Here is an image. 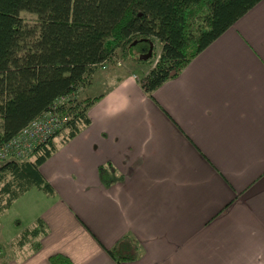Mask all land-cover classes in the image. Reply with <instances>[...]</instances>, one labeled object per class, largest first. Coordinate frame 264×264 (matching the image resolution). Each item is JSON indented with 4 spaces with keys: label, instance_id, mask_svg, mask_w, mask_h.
<instances>
[{
    "label": "crops",
    "instance_id": "crops-1",
    "mask_svg": "<svg viewBox=\"0 0 264 264\" xmlns=\"http://www.w3.org/2000/svg\"><path fill=\"white\" fill-rule=\"evenodd\" d=\"M140 74H119L89 123L54 140L34 218L47 230L0 264H264V0L150 95ZM123 236L136 255L118 262L105 248L124 251Z\"/></svg>",
    "mask_w": 264,
    "mask_h": 264
},
{
    "label": "trees",
    "instance_id": "trees-1",
    "mask_svg": "<svg viewBox=\"0 0 264 264\" xmlns=\"http://www.w3.org/2000/svg\"><path fill=\"white\" fill-rule=\"evenodd\" d=\"M259 1L0 0V145L60 98L63 101L56 110L67 120L54 137L62 134L64 141L74 136L89 123L87 109L96 96L76 99L72 94L118 48L127 46L144 53L148 42L143 39L160 43L158 53L148 60L135 59L150 63L137 77L150 95ZM20 11L34 13L36 22L27 25ZM54 137L24 159L0 161V214L33 187L53 193L39 165L53 151ZM46 230L45 223L36 218L21 232L16 245ZM121 240H126L124 248L128 244L124 251L120 243L105 248L118 262L123 255L134 257L137 248L133 239L123 236ZM47 260L49 264H73L58 252Z\"/></svg>",
    "mask_w": 264,
    "mask_h": 264
},
{
    "label": "rangeland",
    "instance_id": "rangeland-1",
    "mask_svg": "<svg viewBox=\"0 0 264 264\" xmlns=\"http://www.w3.org/2000/svg\"><path fill=\"white\" fill-rule=\"evenodd\" d=\"M19 16L27 25L34 24L37 20L36 15L28 11H20ZM135 42L136 41L133 40L132 44ZM159 49L160 43L154 40L152 42L151 54L140 60H148L153 53H158ZM139 54L136 49H131L127 46L118 48L111 60L103 62L96 67L92 73L87 75L85 83L79 85L72 96L76 99L91 97L101 90V88L110 84L119 74L127 71L140 72L141 76L148 70H146V68L150 66V63H139L135 61ZM61 136L62 134H58L54 137V140L60 141ZM45 199H50V194L33 187L16 198L12 204L0 214V261H2L3 258V249L6 251L7 255L11 254L12 250H16V248L11 249V246H16V242L20 240V234L25 227L33 225L34 218L37 216V212ZM23 245L28 244L24 242ZM26 247L27 246H24V250ZM23 252L24 251L17 252L16 255L22 254Z\"/></svg>",
    "mask_w": 264,
    "mask_h": 264
},
{
    "label": "built area",
    "instance_id": "built-area-1",
    "mask_svg": "<svg viewBox=\"0 0 264 264\" xmlns=\"http://www.w3.org/2000/svg\"><path fill=\"white\" fill-rule=\"evenodd\" d=\"M62 101L63 99L60 98L50 108L41 111L13 137L2 143L0 145V161L24 159L37 145L54 137L67 120L66 116H60L56 110L58 103Z\"/></svg>",
    "mask_w": 264,
    "mask_h": 264
},
{
    "label": "water",
    "instance_id": "water-1",
    "mask_svg": "<svg viewBox=\"0 0 264 264\" xmlns=\"http://www.w3.org/2000/svg\"><path fill=\"white\" fill-rule=\"evenodd\" d=\"M143 40H146L148 42V48H147L145 53L139 54V56H138L139 59H144L145 57H147L151 54L152 42L147 40V39H143ZM170 74H173V71H171Z\"/></svg>",
    "mask_w": 264,
    "mask_h": 264
}]
</instances>
